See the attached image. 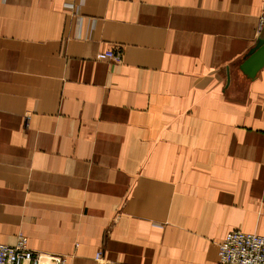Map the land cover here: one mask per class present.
Here are the masks:
<instances>
[{"label": "crops", "instance_id": "obj_1", "mask_svg": "<svg viewBox=\"0 0 264 264\" xmlns=\"http://www.w3.org/2000/svg\"><path fill=\"white\" fill-rule=\"evenodd\" d=\"M263 15L264 0H0V243L220 264L229 231L264 235V67L239 68Z\"/></svg>", "mask_w": 264, "mask_h": 264}, {"label": "built area", "instance_id": "obj_2", "mask_svg": "<svg viewBox=\"0 0 264 264\" xmlns=\"http://www.w3.org/2000/svg\"><path fill=\"white\" fill-rule=\"evenodd\" d=\"M264 26V15L261 19ZM121 53L107 51L98 58L120 61ZM219 261L221 264H264V235L241 230L229 231L219 244ZM101 253L96 259L101 260ZM68 258L61 254L41 253L28 246V239L23 234L18 236L13 245L0 243V264H67Z\"/></svg>", "mask_w": 264, "mask_h": 264}, {"label": "water", "instance_id": "obj_3", "mask_svg": "<svg viewBox=\"0 0 264 264\" xmlns=\"http://www.w3.org/2000/svg\"><path fill=\"white\" fill-rule=\"evenodd\" d=\"M264 67V26L255 45L245 55L239 68L247 77L254 79Z\"/></svg>", "mask_w": 264, "mask_h": 264}, {"label": "rangeland", "instance_id": "obj_4", "mask_svg": "<svg viewBox=\"0 0 264 264\" xmlns=\"http://www.w3.org/2000/svg\"><path fill=\"white\" fill-rule=\"evenodd\" d=\"M114 52H115V53H121V54H122L121 50H118V49L115 50ZM99 59H100V58H99ZM121 60H122V57H121ZM121 60H120V61H121ZM22 234H23V233H22ZM16 241H17V240H16ZM15 243H16V242H15ZM218 256H219V255H218ZM220 264H221V263H220Z\"/></svg>", "mask_w": 264, "mask_h": 264}, {"label": "bare ground", "instance_id": "obj_5", "mask_svg": "<svg viewBox=\"0 0 264 264\" xmlns=\"http://www.w3.org/2000/svg\"><path fill=\"white\" fill-rule=\"evenodd\" d=\"M20 234H22V233H20ZM20 234H19V235H20ZM19 235H18V236H19ZM23 235H24V234H23ZM24 236H25V235H24ZM17 239H18V237H17ZM27 239H28V238H27Z\"/></svg>", "mask_w": 264, "mask_h": 264}]
</instances>
